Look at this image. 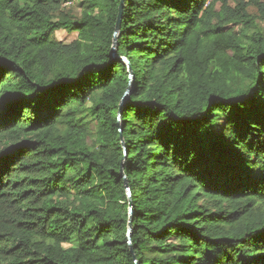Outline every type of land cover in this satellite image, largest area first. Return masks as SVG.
Here are the masks:
<instances>
[{"label": "trees", "instance_id": "obj_1", "mask_svg": "<svg viewBox=\"0 0 264 264\" xmlns=\"http://www.w3.org/2000/svg\"><path fill=\"white\" fill-rule=\"evenodd\" d=\"M120 5L0 0V264H264V4Z\"/></svg>", "mask_w": 264, "mask_h": 264}, {"label": "water", "instance_id": "obj_2", "mask_svg": "<svg viewBox=\"0 0 264 264\" xmlns=\"http://www.w3.org/2000/svg\"><path fill=\"white\" fill-rule=\"evenodd\" d=\"M125 1L126 0H121V5H120V8H119V16H118V23H117V26H116V30H115V34H114V42H113V48H112V56L115 57L116 56V53H117V47H118V33L121 29V21H122V15H123V12H124V6H125ZM123 61L125 63H128V61L126 59H123ZM129 87H128V90L127 92L125 93L124 95V98L122 100V103H121V108L123 107V105L126 103V101L128 100L129 96H130V93H131V88L133 86V83H134V75H133V72L131 70V68H129ZM122 116V112L120 111L119 113V116H118V120H120V117ZM120 132H121V129H119ZM122 147L124 149V154L125 156L127 155V152H126V147L122 141ZM121 177L122 179L124 180L125 182V186H126V189L128 191V196L130 198V214L132 216L133 214V200L131 199V190H130V186H129V183H128V180L124 174V171H123V168L121 169ZM132 229H133V220H132V217L130 218V222L128 224V241H129V245L131 246V233H132ZM133 252V250H132ZM136 261V264H138L137 260L135 259Z\"/></svg>", "mask_w": 264, "mask_h": 264}, {"label": "rangeland", "instance_id": "obj_3", "mask_svg": "<svg viewBox=\"0 0 264 264\" xmlns=\"http://www.w3.org/2000/svg\"><path fill=\"white\" fill-rule=\"evenodd\" d=\"M246 2H249L250 0H245ZM261 4H264V0H260ZM230 5L235 8L236 7V3L235 2H231ZM68 9L71 11V15L74 19H79L80 18V10L77 8H74L73 5H68ZM250 12L255 16L256 18V26L254 31H264V14L262 12L259 11L257 6L251 5L249 8ZM263 18V19H262ZM241 28H236L237 32H240ZM77 34L73 33L70 34L66 31H58L54 34L53 36V40L57 41V42H62L65 44H70L73 41H75L77 39ZM94 128V125H92Z\"/></svg>", "mask_w": 264, "mask_h": 264}]
</instances>
